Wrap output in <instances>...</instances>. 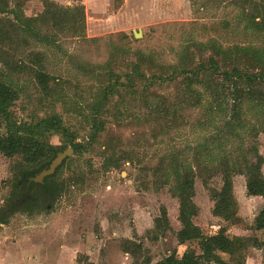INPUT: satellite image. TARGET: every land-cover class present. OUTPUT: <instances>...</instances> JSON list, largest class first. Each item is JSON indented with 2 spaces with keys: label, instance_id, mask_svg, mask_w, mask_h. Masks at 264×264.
Returning a JSON list of instances; mask_svg holds the SVG:
<instances>
[{
  "label": "rangeland",
  "instance_id": "obj_1",
  "mask_svg": "<svg viewBox=\"0 0 264 264\" xmlns=\"http://www.w3.org/2000/svg\"><path fill=\"white\" fill-rule=\"evenodd\" d=\"M9 1L10 6L16 2ZM47 1L19 0L16 5L22 17L31 18L43 12ZM49 1L62 8H82L83 32L61 33L52 24L39 21L41 35H54L55 45H46L19 33L7 46V52L0 50V75L18 93L9 109L13 120L29 122L37 116L59 115L64 123L79 130L76 141L85 143L86 147L73 152L58 169L56 193L38 200L32 210L16 213L6 225L0 224V249L30 244L39 245L37 249H58L63 244H72L80 246L79 249L120 252L125 258L124 264L147 261L155 264L172 253L179 259L188 247L198 251L195 243L178 244L175 234L181 227L179 203L172 192L173 184L155 173V167L160 158L171 155L191 163L193 149L214 137L209 147L218 148L213 150L216 156L232 153L240 161L243 156L250 158L256 148L263 158L264 176V98L246 100L240 107L242 121L238 132L228 134L224 126L228 118L222 112L224 105L210 112L205 96L200 106L185 108L184 124L167 135L142 137L135 147L122 140L119 145L123 150H130L131 162H120L118 168L107 170L103 168L100 151L86 145L88 128L77 115L88 112L93 99L96 74L91 71L97 66H103L105 71L109 59L122 65L123 61H134L142 53L156 63L173 64L183 47H190L197 54L201 44L215 45L222 51L235 47L259 49L264 54V22L261 23L264 0ZM125 3L133 4L139 11L116 16ZM0 19L7 24L16 22L12 15H0ZM134 31L141 36L136 39ZM36 52L43 55V71L50 77L49 94L35 79L36 66L29 63L30 55ZM141 106L137 102L132 107L133 116L141 115ZM6 133L7 124L0 117V134ZM48 142L63 146L56 135L50 136ZM118 157L119 154L114 155L115 159ZM17 160L0 155V208L12 191L14 175L10 168ZM232 184L237 213L231 221L224 222L213 216L211 199L212 192L222 186V175L217 172L197 177L192 200L198 212L193 223L204 235H213L225 227L229 237L263 241V233L254 230V219L264 209V199L247 196L245 175L232 176ZM263 254L262 250L249 246L243 264H264ZM222 258L234 264L228 256L222 255Z\"/></svg>",
  "mask_w": 264,
  "mask_h": 264
},
{
  "label": "trees",
  "instance_id": "obj_2",
  "mask_svg": "<svg viewBox=\"0 0 264 264\" xmlns=\"http://www.w3.org/2000/svg\"><path fill=\"white\" fill-rule=\"evenodd\" d=\"M18 2L12 0L14 5L10 6L9 0H0V15H12L13 20H16L7 21V24L0 19V50L3 52L8 51L7 46L19 33L46 45H55L57 40L54 35H41L39 21L52 24L61 33L67 31L79 34L84 30L82 8H62L48 0L40 15L24 18L17 9ZM196 51L197 54L190 47H183L173 64L156 63L152 57L139 53L134 61H123L121 65L109 59L105 71L103 66H97L96 70L91 71L96 74L93 99L88 105L89 111H81L77 116L81 118V124L88 128L86 145L90 144L100 151L105 170L118 168L120 162H131L130 150H123L119 145L122 140L127 141L126 145L135 147L142 137L167 135L184 124L185 108L200 106L205 96L210 112L216 108L220 110L224 105L222 112L228 118L224 121L228 134L238 132L242 121L240 107L246 100H263L262 50L235 47L222 51L218 46L201 44ZM42 62L41 53L30 55L29 63L36 66L35 79L49 94L50 77L43 71ZM171 87L173 90L170 91ZM17 98L18 93L12 84L0 75V117L7 124V133L0 134V155L8 159L18 158L10 168L14 175L12 191L0 208V224L4 225L16 213L32 210L38 200L58 191L55 175L68 159L61 163L53 175L46 177L42 184L31 183L28 192H25L29 178L47 167L56 154L67 147L71 148L72 153L86 147L85 143L76 141L79 130L64 123L59 115L44 118L37 116L29 122L13 120L9 109ZM137 102L142 104V112L136 117L131 110ZM122 117H125L124 123V120L120 121ZM52 135L59 136L63 146L51 145L48 138ZM209 141H215L214 137L193 149L191 163L171 155L160 158L155 167V173H160L165 182L173 184L172 192L179 203L178 221L181 227L175 234L178 244L195 243L198 248L197 251L188 247L179 259L172 253L155 264H228L222 255L228 256L234 264H243L249 246L264 253V240L229 237L225 227L219 228L213 235H204L193 223L198 212L192 200L197 177L212 176L217 172L222 175V186L212 192L211 199L214 202L213 216L224 222L231 221L237 213L232 176L245 175L247 196L264 199V176L261 172L263 158L258 155L256 148H253L250 158L243 156L239 161L232 153L214 155L213 150L216 148H210L212 142ZM116 154H119L117 159L114 158ZM163 215L167 223L166 214ZM254 230L264 235V209L254 219ZM145 264L150 263L147 261Z\"/></svg>",
  "mask_w": 264,
  "mask_h": 264
},
{
  "label": "crops",
  "instance_id": "obj_3",
  "mask_svg": "<svg viewBox=\"0 0 264 264\" xmlns=\"http://www.w3.org/2000/svg\"><path fill=\"white\" fill-rule=\"evenodd\" d=\"M137 8L133 4L125 3L117 10L116 16L136 13L139 11ZM112 16L116 18L115 14ZM38 246L17 245L0 249V264H124L125 260L120 252L115 254L109 249H79L80 246L72 244H63L58 249H37Z\"/></svg>",
  "mask_w": 264,
  "mask_h": 264
},
{
  "label": "water",
  "instance_id": "obj_4",
  "mask_svg": "<svg viewBox=\"0 0 264 264\" xmlns=\"http://www.w3.org/2000/svg\"><path fill=\"white\" fill-rule=\"evenodd\" d=\"M134 37L137 39L141 36L140 32H133ZM72 155V150L67 147L62 152H58L56 156L51 160L50 164L45 167L42 171L36 174L34 177L28 179L25 187V192H28L29 185L31 183L42 184L44 179L54 174L56 169L61 165L64 160H67Z\"/></svg>",
  "mask_w": 264,
  "mask_h": 264
},
{
  "label": "flooded vegetation",
  "instance_id": "obj_5",
  "mask_svg": "<svg viewBox=\"0 0 264 264\" xmlns=\"http://www.w3.org/2000/svg\"><path fill=\"white\" fill-rule=\"evenodd\" d=\"M69 159V158H68Z\"/></svg>",
  "mask_w": 264,
  "mask_h": 264
}]
</instances>
